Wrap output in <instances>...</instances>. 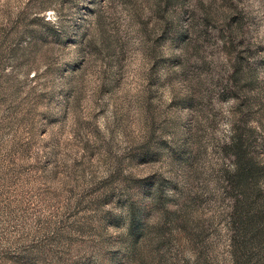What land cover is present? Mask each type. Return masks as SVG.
Listing matches in <instances>:
<instances>
[{"label": "rangeland", "instance_id": "374dc122", "mask_svg": "<svg viewBox=\"0 0 264 264\" xmlns=\"http://www.w3.org/2000/svg\"><path fill=\"white\" fill-rule=\"evenodd\" d=\"M0 264H264V0H0Z\"/></svg>", "mask_w": 264, "mask_h": 264}, {"label": "trees", "instance_id": "16d2710c", "mask_svg": "<svg viewBox=\"0 0 264 264\" xmlns=\"http://www.w3.org/2000/svg\"><path fill=\"white\" fill-rule=\"evenodd\" d=\"M237 151L234 153L235 157H236V161L238 163V166L241 168L240 170V180L242 182L240 183H247L249 182L250 180H254L256 181L257 180V177L260 176V172H259V169L253 165L252 163H250L248 160H245L247 159L246 158V154L245 152L243 151L242 149V146L241 145H237ZM244 165V167H242ZM248 188H243L242 192L243 191H249L247 190ZM251 192V191H249Z\"/></svg>", "mask_w": 264, "mask_h": 264}]
</instances>
